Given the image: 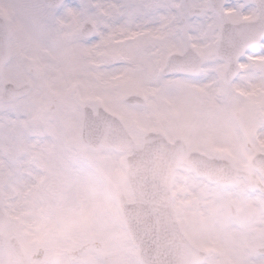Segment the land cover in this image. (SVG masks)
<instances>
[{
	"label": "rangeland",
	"instance_id": "1",
	"mask_svg": "<svg viewBox=\"0 0 264 264\" xmlns=\"http://www.w3.org/2000/svg\"><path fill=\"white\" fill-rule=\"evenodd\" d=\"M29 3L43 2L0 0V14L6 17L11 28L9 50L12 58L5 66V80L33 84L28 96L9 106L3 105L0 85V186L12 225H22V229L32 225V222L35 225H64L60 222L59 212L52 213L48 208L50 192L54 194L63 189L58 184H63L68 191L64 180L56 179L57 168L62 169L65 165L64 158L61 154L55 155L60 152L56 144L45 143L44 147H37L24 124L28 101L39 99V96L46 100L48 96L45 102L47 108L59 110L61 104L74 95L81 100L82 106L86 102L94 107L100 104L116 112L138 143L142 142L148 130H162L172 140L176 137L186 140L190 149H198L208 155L226 156L237 167L248 169L252 174L249 180L240 179L235 186H223L212 184L198 177L192 168L181 166L174 184V194H179L175 207L188 236L197 246L209 252L203 264H258L264 259L258 251L264 247V178L250 163L255 153L264 152V76L253 78L250 74L239 73L232 82L227 83L224 78L225 86L216 89L214 82L204 80L205 73L201 71L193 76L184 75L187 79L174 86L161 88L156 84L159 76V70H156L151 81L141 87L121 80L112 81L110 86L103 88H86L54 70L59 67L57 61L51 56L42 58L46 54L38 52L35 44L28 45L29 38L21 29L20 16L21 6ZM75 30L73 26L63 39L70 41ZM62 54L70 60L73 57L71 46L64 48ZM258 78L260 81L254 86L252 82ZM131 93L142 95L147 103L144 106L126 104L124 99ZM52 96H57L58 101H50ZM52 104L55 106L52 107ZM52 149L55 152L49 154L45 171L44 160L37 164L35 157L51 153ZM77 151L76 164L79 161L89 163L90 160L95 163L90 173L98 190L123 191L131 199L125 182L124 154L104 148L94 152L84 148ZM78 177L76 189L84 192H76V195L85 197L89 195L88 180ZM69 184L72 185L73 181ZM35 197L36 201L32 203ZM41 200L43 203L36 205ZM232 204L238 211L236 216L231 214ZM30 214L32 217L28 216ZM50 229L55 232V228ZM104 238L107 234L96 232L94 242ZM48 242L46 235L44 243ZM51 242L56 247L60 245L56 237L51 238ZM116 244L120 245L118 241ZM78 249L79 252H74L78 253L74 257L77 264H106L98 256L88 260L86 253L81 255L85 247ZM99 249L102 247L97 246ZM102 250L110 249L104 245ZM128 250L125 256H120L118 252L110 255L109 251L106 262L142 264L138 249L130 246ZM5 256L2 254L0 258ZM48 262L59 264L58 261Z\"/></svg>",
	"mask_w": 264,
	"mask_h": 264
},
{
	"label": "snow or ice",
	"instance_id": "2",
	"mask_svg": "<svg viewBox=\"0 0 264 264\" xmlns=\"http://www.w3.org/2000/svg\"><path fill=\"white\" fill-rule=\"evenodd\" d=\"M20 24L29 46L86 88L141 87L156 70V84L170 87L187 79L184 68L204 72L216 89L226 70L264 76V0H44L22 5Z\"/></svg>",
	"mask_w": 264,
	"mask_h": 264
},
{
	"label": "flooded vegetation",
	"instance_id": "3",
	"mask_svg": "<svg viewBox=\"0 0 264 264\" xmlns=\"http://www.w3.org/2000/svg\"><path fill=\"white\" fill-rule=\"evenodd\" d=\"M41 97L39 96V99L27 102L24 127L30 134L31 141L37 147L41 148L45 146V143H52L56 144L58 150L62 152L55 154H61L65 161L62 169L60 167L57 168L56 179L58 178L59 181L64 180L68 191L63 184H58L59 188L63 187V189L56 191L54 194L53 191L52 193L50 192V205H46H48L52 213L56 212V210L59 212L60 222L64 225H35V222H32V225H26L22 229V225H12L10 222L7 234L8 239L15 238L20 242L24 249L25 262L21 263L14 255L8 240L3 247H0V255H6L0 258V264H49L48 261L50 260L52 262L58 261L59 264H77V260L74 257L78 253L74 252L80 251L78 247H85V250L80 253L81 255L86 253L88 260L96 259V256H98L99 260L102 258L108 264L106 261L109 259L107 255L109 251L110 255L113 252H118L120 256H125L129 252L125 244L127 243L128 235L122 222L120 209V197L125 193L112 189L98 190L97 186L94 185V177L90 173V170L93 171L92 167L95 163L90 160L89 163L79 161L76 164V153L80 148L88 149L90 152L96 151L80 139L84 107L86 105L94 106L87 102L82 106L78 96L71 95L68 100H65L66 103L61 104V109H48L45 103L48 96H46V100L41 99ZM16 100L18 99H14L11 102L3 101V105L9 106ZM50 101H58L57 96H52ZM51 106L54 107L55 105L52 104ZM52 150L53 152L44 154L42 157H35L37 164H41L44 160L45 171L49 154L52 155L55 152L54 149ZM78 176L88 180L85 182L89 185V195L85 197L76 195V192H84L76 189V182L79 180ZM41 181L43 180L41 179ZM70 181H73L72 185L69 184ZM108 182H111V180H108ZM51 186H48L49 191ZM48 187L46 191H48ZM77 188L81 187L77 185ZM94 194H99L100 196L96 197ZM177 195L179 196V194H174L175 201ZM36 197L31 201L32 203H35ZM42 203L41 200L36 205H41ZM30 209L31 206L28 207V211ZM230 209L231 214L236 216L238 211L233 204ZM94 210L96 211L91 216ZM28 216L32 217L31 214ZM73 217H85L88 223L84 226L72 227L70 220ZM50 227L55 228L54 233ZM96 232L107 234V238L94 242ZM46 235L48 236V243H44ZM53 237L57 238L59 246L52 245L51 238ZM116 241L120 243L119 246ZM104 245H107L110 250H102ZM97 246L102 247V249L97 250ZM113 248L115 249L113 250ZM3 249L6 250L2 251ZM121 249L125 250L122 251Z\"/></svg>",
	"mask_w": 264,
	"mask_h": 264
},
{
	"label": "water",
	"instance_id": "4",
	"mask_svg": "<svg viewBox=\"0 0 264 264\" xmlns=\"http://www.w3.org/2000/svg\"><path fill=\"white\" fill-rule=\"evenodd\" d=\"M9 31L0 17V82L3 66L9 59L7 40ZM167 71V69H165ZM181 72L196 73L199 70L184 68ZM237 72L228 71V80ZM29 87L5 85L4 99L22 96ZM130 103H142L137 96L128 97ZM84 139L99 146L113 147L118 151L132 152L127 156V175L135 202L121 200L124 223L133 243L140 248V258L145 264H199L206 253L190 244L178 225L172 207L171 185L174 170L181 162L193 166L200 176H208L213 182L235 183L238 175L244 174L229 161L208 158L199 152L186 155L187 146L181 139L170 143L162 133L145 135L142 147H138L121 120L110 113L99 110L97 115L86 112ZM166 175L167 182L161 177ZM1 199V197H0ZM8 219L0 207V232ZM1 242V238H0Z\"/></svg>",
	"mask_w": 264,
	"mask_h": 264
},
{
	"label": "clouds",
	"instance_id": "5",
	"mask_svg": "<svg viewBox=\"0 0 264 264\" xmlns=\"http://www.w3.org/2000/svg\"><path fill=\"white\" fill-rule=\"evenodd\" d=\"M161 181H162V183H166L167 182V176L166 175L162 176L161 177ZM87 223H88V220L85 217H73L70 220V224H71L72 227L84 226Z\"/></svg>",
	"mask_w": 264,
	"mask_h": 264
},
{
	"label": "bare ground",
	"instance_id": "6",
	"mask_svg": "<svg viewBox=\"0 0 264 264\" xmlns=\"http://www.w3.org/2000/svg\"><path fill=\"white\" fill-rule=\"evenodd\" d=\"M259 81H260V79L258 78V79H256V81L252 82V84L255 86V83H257Z\"/></svg>",
	"mask_w": 264,
	"mask_h": 264
}]
</instances>
